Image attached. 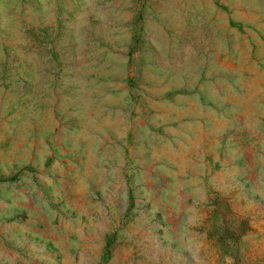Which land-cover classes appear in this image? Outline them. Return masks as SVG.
<instances>
[{
	"label": "rangeland",
	"instance_id": "1",
	"mask_svg": "<svg viewBox=\"0 0 264 264\" xmlns=\"http://www.w3.org/2000/svg\"><path fill=\"white\" fill-rule=\"evenodd\" d=\"M0 264H264V0H0Z\"/></svg>",
	"mask_w": 264,
	"mask_h": 264
}]
</instances>
